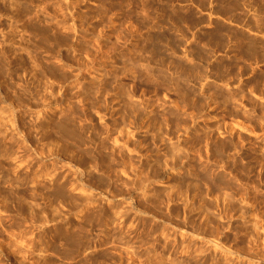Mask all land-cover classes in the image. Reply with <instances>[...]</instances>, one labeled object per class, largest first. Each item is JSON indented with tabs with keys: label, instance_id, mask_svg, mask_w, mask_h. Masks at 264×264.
Masks as SVG:
<instances>
[{
	"label": "rangeland",
	"instance_id": "374dc122",
	"mask_svg": "<svg viewBox=\"0 0 264 264\" xmlns=\"http://www.w3.org/2000/svg\"><path fill=\"white\" fill-rule=\"evenodd\" d=\"M0 264H264V0H0Z\"/></svg>",
	"mask_w": 264,
	"mask_h": 264
}]
</instances>
